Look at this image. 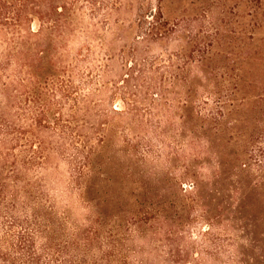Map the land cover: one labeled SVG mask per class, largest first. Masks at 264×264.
<instances>
[{
	"label": "rangeland",
	"instance_id": "obj_1",
	"mask_svg": "<svg viewBox=\"0 0 264 264\" xmlns=\"http://www.w3.org/2000/svg\"><path fill=\"white\" fill-rule=\"evenodd\" d=\"M0 179L64 262L264 264V0H0Z\"/></svg>",
	"mask_w": 264,
	"mask_h": 264
},
{
	"label": "trees",
	"instance_id": "obj_2",
	"mask_svg": "<svg viewBox=\"0 0 264 264\" xmlns=\"http://www.w3.org/2000/svg\"><path fill=\"white\" fill-rule=\"evenodd\" d=\"M24 5L25 4L19 5V12L25 9ZM55 12L60 17L55 26L56 29H59L62 26L60 20L65 21L67 15L65 14L64 9H58ZM159 19H163V14L161 11L159 12V17H157V19L156 15L153 16V20ZM19 21L20 19L16 20L15 22V27L17 28H20L23 24L22 21ZM156 22L157 24L153 25L151 34L149 35V37L152 39L167 35L169 32L168 21L163 23L160 21ZM44 60L45 58L43 57L40 59L42 67H37L35 70L30 72L32 77L41 79L43 75H46L44 82H56L53 80L56 76L55 73H58L56 72L57 69H55V65L53 64L52 60L48 61V67L50 68V71L45 73ZM51 69L54 71V73H51ZM40 72H42L41 75L39 74ZM128 77L129 76H127V78ZM60 79L61 78L57 79V81ZM150 96L155 100V97H157L158 94L150 92ZM13 174L15 173L12 172V175ZM9 180L0 179V264H74L71 261L64 262L63 260L59 259L62 249L59 248L56 250V246H53V241L48 237L46 238L47 244L39 249L40 251L38 250L36 246L37 240L39 239V236L45 235V229L43 230L37 223L38 220L36 215L33 217L21 215L25 217L16 218L13 216L14 210L10 207L6 208L8 215L3 212L1 206L5 205V200L6 203L13 204L12 202H9L10 199H17V193L16 190H14V182H9ZM10 189L12 190V193L10 192ZM23 213L25 214V212ZM16 227L19 228V230L15 232L14 228ZM39 253L42 254L39 255Z\"/></svg>",
	"mask_w": 264,
	"mask_h": 264
},
{
	"label": "clouds",
	"instance_id": "obj_3",
	"mask_svg": "<svg viewBox=\"0 0 264 264\" xmlns=\"http://www.w3.org/2000/svg\"><path fill=\"white\" fill-rule=\"evenodd\" d=\"M185 146L187 147V142ZM68 167L67 163L61 162L60 168L61 171L65 173V183L57 187L49 186L47 191L56 203L57 210L61 215L65 214V212H71L73 219L77 220L80 224H86V217L93 214V208L87 201L82 199L79 193L73 198H69L66 194L69 183Z\"/></svg>",
	"mask_w": 264,
	"mask_h": 264
}]
</instances>
